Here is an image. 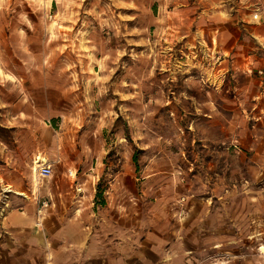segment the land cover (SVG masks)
Instances as JSON below:
<instances>
[{
	"label": "rangeland",
	"instance_id": "1",
	"mask_svg": "<svg viewBox=\"0 0 264 264\" xmlns=\"http://www.w3.org/2000/svg\"><path fill=\"white\" fill-rule=\"evenodd\" d=\"M25 204L131 232L123 264H264V0H0V221Z\"/></svg>",
	"mask_w": 264,
	"mask_h": 264
},
{
	"label": "crops",
	"instance_id": "2",
	"mask_svg": "<svg viewBox=\"0 0 264 264\" xmlns=\"http://www.w3.org/2000/svg\"><path fill=\"white\" fill-rule=\"evenodd\" d=\"M21 79L17 77L18 85ZM14 89L19 91L21 88L16 87L13 82V86L6 89V92L10 93ZM24 89L23 86L21 90ZM19 102L20 99L17 103ZM37 158L36 163L45 160L39 156ZM84 174L91 176L89 172ZM7 191L18 193L10 188H7ZM23 201L20 198L18 203ZM33 209V206L25 204L9 211L5 219L0 221V264H39L38 258L47 250L54 257L55 264L58 263L59 257L64 258L60 264H73L74 258L81 260L82 264L90 259H102L105 264H123V260L131 259L137 254V238L134 235L132 238L131 232L127 235L126 229L123 233L104 238L96 234L90 235L88 230H85L89 226L83 227L79 235H75L76 230L70 224H66L61 232H56L58 226L54 224H47L48 226L42 229Z\"/></svg>",
	"mask_w": 264,
	"mask_h": 264
},
{
	"label": "built area",
	"instance_id": "3",
	"mask_svg": "<svg viewBox=\"0 0 264 264\" xmlns=\"http://www.w3.org/2000/svg\"><path fill=\"white\" fill-rule=\"evenodd\" d=\"M38 175L41 177H49L51 175V165L45 160L38 162Z\"/></svg>",
	"mask_w": 264,
	"mask_h": 264
},
{
	"label": "trees",
	"instance_id": "4",
	"mask_svg": "<svg viewBox=\"0 0 264 264\" xmlns=\"http://www.w3.org/2000/svg\"><path fill=\"white\" fill-rule=\"evenodd\" d=\"M98 194H100V192H98Z\"/></svg>",
	"mask_w": 264,
	"mask_h": 264
}]
</instances>
